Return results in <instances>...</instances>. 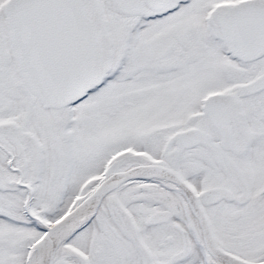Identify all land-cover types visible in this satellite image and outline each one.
Instances as JSON below:
<instances>
[{"label":"snow or ice","instance_id":"1","mask_svg":"<svg viewBox=\"0 0 264 264\" xmlns=\"http://www.w3.org/2000/svg\"><path fill=\"white\" fill-rule=\"evenodd\" d=\"M0 264H264V0H0Z\"/></svg>","mask_w":264,"mask_h":264}]
</instances>
